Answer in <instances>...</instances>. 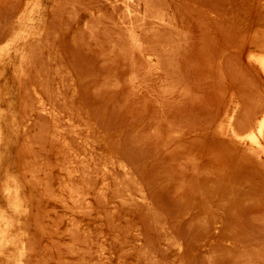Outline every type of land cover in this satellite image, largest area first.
Returning a JSON list of instances; mask_svg holds the SVG:
<instances>
[{"label": "rangeland", "instance_id": "rangeland-1", "mask_svg": "<svg viewBox=\"0 0 264 264\" xmlns=\"http://www.w3.org/2000/svg\"><path fill=\"white\" fill-rule=\"evenodd\" d=\"M27 1L0 0L26 264H264V153L236 136L264 107V0H37L15 41Z\"/></svg>", "mask_w": 264, "mask_h": 264}, {"label": "bare ground", "instance_id": "bare-ground-1", "mask_svg": "<svg viewBox=\"0 0 264 264\" xmlns=\"http://www.w3.org/2000/svg\"><path fill=\"white\" fill-rule=\"evenodd\" d=\"M125 1V0H124ZM118 2V1H117ZM37 0H28L27 5L28 7L24 10L21 19V25H19V29L21 27V30L19 29L16 31V33H19V37H15V41H17L18 38H26L29 37L33 34V17L32 14L35 11L36 8ZM35 6V7H34ZM128 6V5H127ZM45 28V27H44ZM46 30V29H45ZM15 32V31H14ZM13 32V33H14ZM37 32V31H36ZM42 32V31H41ZM39 34V31H38ZM13 35L12 33L7 36L9 42V36ZM36 35V34H35ZM264 35V33H263ZM14 36L15 33H14ZM13 36V37H14ZM33 36V35H32ZM31 36V39H32ZM41 36V35H39ZM261 36V35H260ZM10 36V38H13ZM258 37V36H257ZM255 38V37H254ZM37 39V38H36ZM256 39V38H255ZM254 39V40H255ZM263 39V38H262ZM257 41V40H256ZM14 42V41H12ZM11 42V43H12ZM142 42V41H141ZM260 42V41H259ZM264 43V42H263ZM31 44V42L29 43ZM33 44V43H32ZM260 46V45H259ZM264 46V45H263ZM31 47V46H30ZM258 47V46H257ZM28 49V47H24ZM23 48V49H24ZM22 49V50H23ZM21 50V51H22ZM27 51V50H26ZM23 53V52H22ZM26 53V52H25ZM149 54V53H148ZM260 54V53H259ZM257 54V55H259ZM21 55V54H20ZM256 55V54H255ZM250 56V55H248ZM254 56V55H251ZM7 57V55H6ZM256 57V56H255ZM1 58V57H0ZM2 58H3V53H2ZM21 58V57H20ZM24 62L26 61V54H24ZM253 58V57H252ZM254 59V58H253ZM264 69V54L261 55L258 59ZM252 61V60H251ZM256 61V60H255ZM21 64V63H20ZM251 64V63H249ZM22 65L23 62H22ZM21 67V66H20ZM261 68V67H260ZM25 69V68H24ZM20 70V69H19ZM3 72V71H2ZM21 73V72H20ZM16 74V73H15ZM18 74V73H17ZM26 76V74H25ZM25 76L23 75V78L25 79ZM18 77V76H17ZM19 78V77H18ZM251 79V78H250ZM19 80V79H18ZM22 83V82H21ZM24 83V82H23ZM22 83V84H23ZM21 84V85H22ZM20 86V85H19ZM23 86V85H22ZM258 87V86H257ZM22 88V87H21ZM23 90V89H22ZM240 91V90H239ZM22 92V91H21ZM238 92V91H237ZM233 95V94H232ZM243 96V94H242ZM20 98V96H19ZM20 100V99H19ZM248 101V100H247ZM260 102V101H259ZM20 103V101H19ZM257 103V100H256ZM22 104V103H21ZM227 107V106H226ZM21 108V107H20ZM241 108V107H240ZM253 110V109H252ZM20 111V109H19ZM22 111V110H21ZM20 111V113H22ZM246 111V110H245ZM254 112V111H253ZM19 113V114H20ZM23 115V114H22ZM19 117V120L21 121L22 116ZM247 115V114H245ZM238 116V114H237ZM25 118V117H24ZM24 121V120H23ZM22 121V123H23ZM19 123V122H18ZM21 123V122H20ZM234 124V123H233ZM19 125V124H18ZM24 125V124H22ZM231 126V125H230ZM233 126V125H232ZM21 127V124H20ZM223 127V126H222ZM219 128V127H218ZM235 129V127H233ZM243 128V127H242ZM19 129V128H18ZM17 129V130H18ZM221 129V128H220ZM233 129V130H234ZM238 129V128H237ZM222 130V129H221ZM239 130V129H238ZM237 130V132H238ZM242 130V129H241ZM223 132V131H222ZM236 132V131H235ZM236 136L242 141L246 142L250 149L254 150L256 153H264V107L263 109L258 112L252 119L249 120V122L245 125V128L243 129L242 132L237 133ZM2 129L0 127V138L2 136ZM20 136L18 133L17 137ZM226 136V135H225ZM19 138V137H18ZM238 144V143H237ZM19 146V145H18ZM261 159V158H260ZM264 163V162H263ZM7 181V180H6ZM5 192H6V199L8 203V211H0V256L2 257H8L7 251L14 249L12 253V260L15 264H26L25 258L28 256V251L30 248H28L27 241L25 236L27 235V231L25 229H20L22 231V236H19V238L13 236L12 232L16 224L20 225V228H23L24 225V215L28 212V206L26 203V199L23 196V189H22V184L19 183L16 179H9L8 184L5 186ZM4 195V196H5ZM6 201V200H5ZM4 210V209H2ZM31 211V210H30ZM30 215V213H29ZM28 218V216H27ZM26 224V223H25ZM28 224V223H27ZM18 227V226H17ZM25 228V227H24ZM17 229V228H16ZM17 231V230H16ZM21 235V233H19ZM11 253V252H10ZM30 254V253H29ZM10 255V254H9ZM3 259V258H2ZM10 260V259H9Z\"/></svg>", "mask_w": 264, "mask_h": 264}]
</instances>
